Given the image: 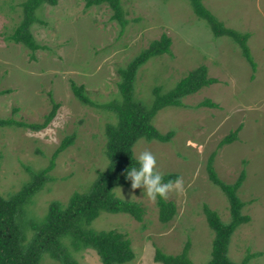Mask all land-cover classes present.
<instances>
[{"label":"rangeland","instance_id":"rangeland-1","mask_svg":"<svg viewBox=\"0 0 264 264\" xmlns=\"http://www.w3.org/2000/svg\"><path fill=\"white\" fill-rule=\"evenodd\" d=\"M24 0H0V119L40 123L57 103L56 114L41 130L20 126L0 127V194L19 190L30 180V171L46 167L63 138L73 143L54 158L49 179L27 205L25 218L39 220L53 199L65 202L85 192L106 166L103 156L106 122L111 113L76 99L70 83L83 85L96 104L117 95L116 70L125 65L150 40L170 37V53L149 59L139 70L134 97L143 105L154 100V87L166 93L189 70L204 65L205 77L216 81L180 98L178 107L167 106L153 117L162 132L171 130L166 142L138 138L134 156L151 151L162 173L173 172L184 180V192H172L174 213L165 223L158 218L156 201L144 189L117 186L114 194L144 207L142 220L125 212L101 211L91 226L115 228L130 240L135 257L125 264H160L153 259L156 247L175 254L188 242L193 264H206L212 231L203 206L229 220V202L207 176L206 161L226 183L243 170L238 196L246 204L250 220L240 224L229 242V258L240 263L264 264V0H200L203 7L225 28L249 33L248 46L256 67L243 56L236 40L228 35L213 37L204 20L196 17L188 0H120L126 24L120 30L102 5L85 7L86 0H45L37 19L29 26L39 43L32 52L7 38L21 17ZM208 100L214 106L201 104ZM238 128L232 143L218 146L223 135ZM32 229L27 226V240ZM78 264H100L93 249L68 247ZM37 264H59L43 253Z\"/></svg>","mask_w":264,"mask_h":264},{"label":"trees","instance_id":"trees-1","mask_svg":"<svg viewBox=\"0 0 264 264\" xmlns=\"http://www.w3.org/2000/svg\"><path fill=\"white\" fill-rule=\"evenodd\" d=\"M45 0H24L21 3V17L15 28L7 38L13 42L21 43L33 52L39 48L30 32V25L37 19L35 13L41 8ZM53 2V0H52ZM194 15L209 26L213 37L228 35L239 43L243 56L252 67V59L247 43L249 33H239L231 28H225L215 17L206 10L200 0H188ZM104 4L110 11L109 19L115 21L120 30L126 24L120 0H86L85 7ZM170 37L161 34L158 38L149 41L127 63L119 67L116 72L117 95L110 101L96 104L86 95L83 85L70 83V88L78 101L88 106L106 110L114 118L113 122H106L103 127L104 147L103 156L106 166L97 173L95 179L85 192H73L65 202L53 199L48 203L47 210L39 220L25 218L27 205L32 196L45 186L48 172L54 166V158L73 143V134L63 138L53 153L49 164L39 170L30 171V180L22 187L6 196L0 194V264H37L43 253H48L59 264H78L70 254L68 247L75 250L81 248L93 249L100 264H125L134 259L135 254L131 248L130 240L124 232L115 228L95 229L91 226L92 220L99 212H125L137 220H142L144 207L134 200H124L114 194L117 186H127L129 179L127 172L135 167L139 168L137 158L133 153V146L138 138L146 141L156 140L166 142L172 132L160 131L152 122L154 115L167 106L178 107L180 98L198 91L200 88L214 83V78L205 77L206 68L199 65L189 70L178 79L173 87L166 93H160L154 87V100L150 106L143 105L134 97V84L138 70L151 58L170 53ZM2 91H0L1 93ZM51 109L44 115V120L37 122H24L12 118H1L0 127L20 126L32 130L45 128L56 114L59 103L51 97ZM201 104L214 106L208 100ZM238 128L223 135L218 146L232 143L237 136ZM212 156L206 161V172L209 181L218 187L229 202L230 218L224 221L218 212L203 206L205 221L212 231L209 247V258L206 264H247L255 254H246L240 263L229 258V242L234 230L242 223L250 220L247 213L242 212L246 204L238 196V189L244 180L242 170L237 179L226 183L217 178L212 167ZM164 182L175 180L178 175L173 172L163 173ZM158 218L161 222L169 220L174 213V203L171 200L157 198ZM32 229V235L27 240L26 229ZM153 259L160 264H193L188 257V242H185L180 252L169 254L156 247Z\"/></svg>","mask_w":264,"mask_h":264},{"label":"clouds","instance_id":"clouds-1","mask_svg":"<svg viewBox=\"0 0 264 264\" xmlns=\"http://www.w3.org/2000/svg\"><path fill=\"white\" fill-rule=\"evenodd\" d=\"M137 161L139 168H131L127 172V178L131 180V188L144 189L150 201L155 202L158 197L167 201L170 193L184 192L182 177L164 182L163 173L157 167L156 156L151 151L140 152Z\"/></svg>","mask_w":264,"mask_h":264}]
</instances>
